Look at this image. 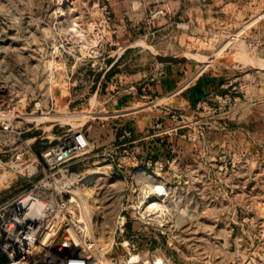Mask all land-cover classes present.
<instances>
[{
  "label": "rangeland",
  "instance_id": "374dc122",
  "mask_svg": "<svg viewBox=\"0 0 264 264\" xmlns=\"http://www.w3.org/2000/svg\"><path fill=\"white\" fill-rule=\"evenodd\" d=\"M58 2L0 0V129L25 131L1 138L0 207L39 182L54 205L63 175L47 177L40 152L83 129L91 149L71 167L90 179L95 226L73 200L46 244L69 224L104 264H264V0H66L97 32L87 51L59 28ZM124 129L149 137L130 146L144 161L112 153ZM156 183L160 221L141 214Z\"/></svg>",
  "mask_w": 264,
  "mask_h": 264
},
{
  "label": "built area",
  "instance_id": "2783aa9c",
  "mask_svg": "<svg viewBox=\"0 0 264 264\" xmlns=\"http://www.w3.org/2000/svg\"><path fill=\"white\" fill-rule=\"evenodd\" d=\"M23 132H17L9 125H5L0 129V145L2 144L1 138L5 139L4 145L10 146L11 143H15L12 139L18 136L19 140H22ZM156 135H151L153 139ZM149 137L143 139H137L135 133L132 130L124 129L118 140L119 145L115 146L112 153L118 154L121 151L126 155L129 160L137 161V164L142 160L144 161V155L136 151H131V145L146 140ZM91 149V141L87 132L83 129H77L72 131L66 137H60L59 142L56 146L40 152V155L47 162V166H43L42 172L51 177L57 175L58 173L63 175L62 179L59 181H54L55 186L60 189L59 196L55 199L54 205L49 204V197L42 199L39 195V187H43V182H39L33 185L32 190L28 193L22 195L9 202L4 207H0V251L5 254L7 259L11 264H86L90 258V254L87 252H82V255H78L75 252L77 247L74 246V241L72 238L73 226L66 224V227L61 225L58 235L64 230L71 229L68 232L65 241L55 242L54 244H46L45 233L52 235V225L58 222L62 223L66 219V213L69 210L70 202L73 199V192L79 189L81 181V173L72 169V163L77 161L82 155L89 152ZM12 152L11 150H6L0 152V155ZM21 155H19L20 157ZM19 157L16 162L19 161ZM147 161V160H146ZM25 164L23 168L21 165ZM129 165L132 163H128ZM132 164V165H137ZM156 164V163H155ZM20 166H15L20 173L28 169L32 165L30 158H25ZM150 165V164H149ZM7 166V163L3 161L0 157V167ZM58 168V172L51 173V170ZM50 173V175H49ZM24 174L23 176H25ZM32 176V175H29ZM68 195H71L70 199H66ZM26 198V202L32 207V219L27 223H22V215L20 210L15 208V204L20 200ZM28 198V200H27ZM31 198V199H30ZM44 200H48L45 202ZM67 211V212H66ZM55 213V214H54ZM71 218H75L73 213L69 212ZM67 243V245H64ZM59 246L65 251L64 255H54L51 260L47 263H40V261H33L37 253L45 251L46 253L50 251L51 247ZM37 256V255H36Z\"/></svg>",
  "mask_w": 264,
  "mask_h": 264
},
{
  "label": "bare ground",
  "instance_id": "6f19581e",
  "mask_svg": "<svg viewBox=\"0 0 264 264\" xmlns=\"http://www.w3.org/2000/svg\"><path fill=\"white\" fill-rule=\"evenodd\" d=\"M65 1L66 0H59L58 4L56 6L55 13L59 19V22H58L59 28L66 34L67 37H71L73 40H76L79 43H81L83 45V50L87 51L89 49V45L91 43H93L94 41L97 42L96 36L95 37L92 36V33H94V35H97V32L93 28L94 27L93 25L85 26L83 23V20L81 19L82 18L81 16L76 17V16L70 15L67 17L66 12L68 10H69V12H71L70 10H71L72 6H68L67 5L68 3H65ZM66 18H67L68 22H67V24H64V20ZM58 117H59V115H58ZM36 118H39L40 120L42 118V120H43V116L42 117L38 116ZM89 184H90V179H86L82 184H80V186H79L80 190L82 189L84 191L82 195H84L86 193L85 190L88 188ZM80 190H76L73 192L72 201L74 200L77 204H79L81 207H83V209L85 210V212H84L85 219H87L86 216H88L89 227L93 228L95 226V211L93 210V204H92L93 198L89 194V192H87V194H85V196L87 195L88 199L82 200L83 196L82 195L80 196L78 194V193H80ZM166 195H167V189H166L164 184L156 183L153 186H150L149 189L146 191V198H149V200L140 202V203H142V206H141L142 216L155 218L159 221L166 218L167 213L165 211L166 209H165V206L163 204L164 200L166 199ZM27 200H28V198H27ZM142 200H144V199H142ZM15 208L20 210V213L22 215V220H21L22 223L34 221V219H32V209H31L32 207L30 206L29 203L26 202V198H25V200L22 199L18 203H16ZM70 230L71 229H67V230L62 231L59 235L60 236L59 239L61 241H65L66 239H68L66 235H68V232H71V234H72V231H70ZM57 234H58V232H57ZM49 236L51 237L50 234L45 233V237L43 239H45V240H46V238L50 239ZM72 236H73V238L75 237V239H77L75 234L74 235L72 234ZM53 238H55V236ZM52 243H54V242H52ZM80 244H81V242H78V241L75 242L74 241L73 245L78 248V246H80ZM64 245H67V243H65ZM94 246L95 245L89 246L90 249H92V247H93V249H92L93 252L91 251L93 254L89 258L88 263H86V264H104L103 260L100 257H98V256L96 257V252L94 251L95 250ZM82 252L84 253V251L79 249V251H77L75 253L78 255H82ZM94 255H95V260L92 259V257H94ZM139 258L140 257L138 255H134L133 257H131V261H137V260H139ZM159 264H162L161 260L159 261Z\"/></svg>",
  "mask_w": 264,
  "mask_h": 264
},
{
  "label": "crops",
  "instance_id": "0c3cea01",
  "mask_svg": "<svg viewBox=\"0 0 264 264\" xmlns=\"http://www.w3.org/2000/svg\"><path fill=\"white\" fill-rule=\"evenodd\" d=\"M31 130V129H30ZM37 138V137H36ZM33 139V138H32ZM44 143L38 144L40 149H44ZM41 146V147H40ZM0 264H11L9 260L0 252Z\"/></svg>",
  "mask_w": 264,
  "mask_h": 264
}]
</instances>
